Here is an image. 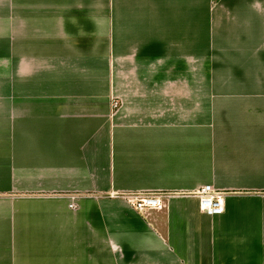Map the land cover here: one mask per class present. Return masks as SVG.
I'll return each instance as SVG.
<instances>
[{
	"label": "crops",
	"instance_id": "obj_1",
	"mask_svg": "<svg viewBox=\"0 0 264 264\" xmlns=\"http://www.w3.org/2000/svg\"><path fill=\"white\" fill-rule=\"evenodd\" d=\"M0 264H264V0H0Z\"/></svg>",
	"mask_w": 264,
	"mask_h": 264
},
{
	"label": "built area",
	"instance_id": "obj_2",
	"mask_svg": "<svg viewBox=\"0 0 264 264\" xmlns=\"http://www.w3.org/2000/svg\"><path fill=\"white\" fill-rule=\"evenodd\" d=\"M118 103L114 101L112 107L115 109ZM199 210L208 216L222 215L225 208L226 194L216 191L210 186L202 187L195 194ZM126 201L138 212L144 210H162L165 208V195L155 193H136L127 195Z\"/></svg>",
	"mask_w": 264,
	"mask_h": 264
},
{
	"label": "rangeland",
	"instance_id": "obj_3",
	"mask_svg": "<svg viewBox=\"0 0 264 264\" xmlns=\"http://www.w3.org/2000/svg\"><path fill=\"white\" fill-rule=\"evenodd\" d=\"M7 82V79H1V83L5 84Z\"/></svg>",
	"mask_w": 264,
	"mask_h": 264
}]
</instances>
